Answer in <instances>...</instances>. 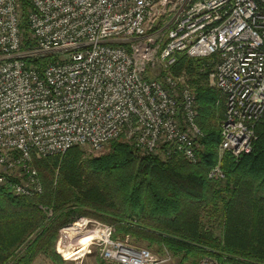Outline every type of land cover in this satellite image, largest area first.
Returning <instances> with one entry per match:
<instances>
[{
	"label": "built area",
	"instance_id": "built-area-1",
	"mask_svg": "<svg viewBox=\"0 0 264 264\" xmlns=\"http://www.w3.org/2000/svg\"><path fill=\"white\" fill-rule=\"evenodd\" d=\"M27 1L36 45L24 49L20 0H0V183L13 178L15 194L42 192L34 156L95 152L122 135L140 154L198 162L204 132L196 91L173 72L180 53L212 60L225 104L219 154L252 151L264 117V0ZM42 55L54 58L43 71L26 60ZM209 176L224 178L220 163ZM75 235H91L111 263L167 261L91 218L63 227L64 256ZM199 264L227 263L208 254Z\"/></svg>",
	"mask_w": 264,
	"mask_h": 264
},
{
	"label": "trees",
	"instance_id": "trees-1",
	"mask_svg": "<svg viewBox=\"0 0 264 264\" xmlns=\"http://www.w3.org/2000/svg\"><path fill=\"white\" fill-rule=\"evenodd\" d=\"M20 4L23 48H33L31 4ZM51 59L26 58L40 71ZM211 67L209 58L186 53L173 67L196 86L198 124L204 132L198 162L181 155L140 154L122 139L98 155L73 146L64 153L34 156L42 192L15 194L13 178L0 183V264H32L40 254L63 263L56 251L60 229L83 216L113 225L115 237L156 242L183 260L192 259L191 264L208 254L227 264H264V117L255 126L250 153L239 159L229 152L220 155L225 104L220 90L208 83ZM218 163L222 179L209 176ZM206 216L209 222L219 218V236L204 222Z\"/></svg>",
	"mask_w": 264,
	"mask_h": 264
},
{
	"label": "rangeland",
	"instance_id": "rangeland-1",
	"mask_svg": "<svg viewBox=\"0 0 264 264\" xmlns=\"http://www.w3.org/2000/svg\"><path fill=\"white\" fill-rule=\"evenodd\" d=\"M211 61L212 60L210 59V62ZM210 70H211V68H210ZM188 82H189V80H188ZM208 83H209V85L213 86L211 84V80L209 79V76H208ZM189 84L191 85V87L194 90L196 89V86L194 84H191L190 82H189ZM118 139H122L125 142L131 143V141H129V139L127 137H125L124 135H122V136H120L114 140H118ZM114 140L109 142L101 150H98L95 152H90L88 149H86V151L88 150L93 155L105 153L110 149L111 143ZM199 149H201V147H199ZM207 217L208 216L205 217L204 222L206 223V225L211 226L213 228V230L215 231V234L219 236L222 232V225L219 222V218H217V220L215 222H209V218H207ZM81 218H83V219H87V218L99 219V218H95L92 216H89V217L83 216V217H78L74 221L81 219ZM70 223H72V222H70ZM68 225H69V223H68ZM66 226L67 225H64L63 227H66ZM63 227L60 229L59 237H58V240L56 242V251L61 256V258L63 259V263H61V264H103V263L117 264V263H111V262L104 260L101 257V251L97 245H91V244L88 245V240L85 237L87 235H75L74 237L72 236V238H71L72 240H69V241L67 239H64V242L67 246L65 251L74 253V254H70L69 256H68V254H66L67 256H64L63 250H61V249L59 250V244H58L59 238L61 236V230L63 229ZM131 240L137 245L149 247L152 250V252H154L159 258H167V261H163L160 264H170V263L191 264L192 263V259L189 258V259L183 260V255H181V254L175 255L171 251L166 249L164 246H162L156 242L151 243L150 240L141 239V238H133V237H131ZM61 248H62V246H61ZM80 253H82L83 255L78 257L77 255ZM72 255H74V256H72ZM32 264H54V263L45 254H40Z\"/></svg>",
	"mask_w": 264,
	"mask_h": 264
},
{
	"label": "bare ground",
	"instance_id": "bare-ground-1",
	"mask_svg": "<svg viewBox=\"0 0 264 264\" xmlns=\"http://www.w3.org/2000/svg\"><path fill=\"white\" fill-rule=\"evenodd\" d=\"M86 237V239L88 240V244L90 243V240H91V235H87V236H85ZM83 243V242H82ZM68 254V256L70 255V254H74V253H71V252H69V253H67ZM72 256H74V255H72Z\"/></svg>",
	"mask_w": 264,
	"mask_h": 264
},
{
	"label": "crops",
	"instance_id": "crops-1",
	"mask_svg": "<svg viewBox=\"0 0 264 264\" xmlns=\"http://www.w3.org/2000/svg\"><path fill=\"white\" fill-rule=\"evenodd\" d=\"M170 264H174V263H170Z\"/></svg>",
	"mask_w": 264,
	"mask_h": 264
}]
</instances>
